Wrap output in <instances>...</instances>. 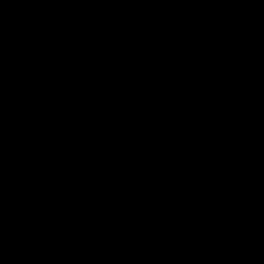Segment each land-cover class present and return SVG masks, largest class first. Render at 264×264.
I'll list each match as a JSON object with an SVG mask.
<instances>
[{"label":"water","instance_id":"1","mask_svg":"<svg viewBox=\"0 0 264 264\" xmlns=\"http://www.w3.org/2000/svg\"><path fill=\"white\" fill-rule=\"evenodd\" d=\"M0 264H264V0H0Z\"/></svg>","mask_w":264,"mask_h":264}]
</instances>
